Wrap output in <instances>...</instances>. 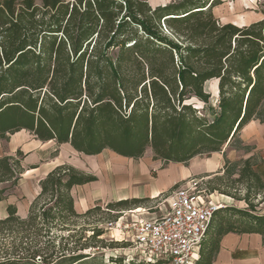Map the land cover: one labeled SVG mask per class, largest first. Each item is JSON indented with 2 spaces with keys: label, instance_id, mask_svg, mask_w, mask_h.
I'll return each instance as SVG.
<instances>
[{
  "label": "trees",
  "instance_id": "16d2710c",
  "mask_svg": "<svg viewBox=\"0 0 264 264\" xmlns=\"http://www.w3.org/2000/svg\"><path fill=\"white\" fill-rule=\"evenodd\" d=\"M220 4L171 0L152 9L146 0H0V139L26 131L87 157L108 151L139 160L150 150L153 160L182 165L220 153L251 121L264 123V19L223 24L212 12ZM210 81L218 94L209 120L191 101L209 104ZM22 161L19 151L0 158V203L23 174ZM95 181L64 164L39 183L26 218L9 206L0 219V264H54L61 245L56 251L53 231L68 232L95 213L110 217L103 225L114 223L147 201L77 214L72 188ZM206 192L245 208L216 211L194 264H213L227 234H256L264 244V181L252 160L225 162ZM101 234L93 230L83 244L80 237L71 252L88 250Z\"/></svg>",
  "mask_w": 264,
  "mask_h": 264
},
{
  "label": "rangeland",
  "instance_id": "374dc122",
  "mask_svg": "<svg viewBox=\"0 0 264 264\" xmlns=\"http://www.w3.org/2000/svg\"><path fill=\"white\" fill-rule=\"evenodd\" d=\"M212 12L215 18H217L223 24L231 23L238 27L248 26L252 23L264 19V0H221V4L214 8ZM205 92L210 95L208 105L204 106L203 104L195 100L191 101V103L194 104L196 109L202 112H206L207 118L210 120L209 111L215 109L217 99L216 96L218 94H215L214 81L208 82L205 85ZM23 135H25V138H27L29 141H32L30 135L26 133H24ZM6 141H8V138L6 139ZM237 148V143L233 142L229 146H225L222 149L219 155L220 157L222 156V158L217 156L198 157L199 162L207 166L206 171H211L212 169L214 171L215 168H210L211 166L209 165H211L212 159H218L217 168L215 169L216 171L211 173L193 174L192 169H194L195 167L193 165V162L182 165L164 163L160 160H153V156L150 150H147L145 152L142 159L134 161L118 157L108 151H105L96 157H87L70 151L68 152V150L65 149L64 151H67L68 154L65 155L66 157L62 163L70 165L88 175H92L99 180L106 181V183L110 184V188H112V194H128L136 190V188H133V186L129 185L128 183L123 184L121 182H118L121 178H124L125 168H129L130 166H141V164H145L149 170L148 182L152 188H155L157 183V186L160 187L158 181L162 174V171L168 170L171 172H176L177 169L184 168L186 172H189L190 176L188 178L178 179L173 184H168L167 181L165 182L167 184L161 193H158L157 195L152 194L155 195L152 196L153 198H147V201H145L141 205L142 208H138L147 209L143 212H139L140 215H143L144 218L148 214H153L156 216L159 213V209L164 210L165 208H167L166 200L171 195V193L188 181H197L199 183V189L206 192V183L210 181L216 174H222L225 162L234 164L240 161L237 160ZM223 150H225V152L223 155H221L223 153ZM16 152H18V150L5 148L2 154L7 156H15ZM55 154L56 153H51V158H53ZM51 162H54L53 159H51V161H48V159H46L44 163L41 162V165L37 171L27 174L25 173V168H27L29 164H26L23 161V174L20 176L17 186L9 192V195L4 200V203H2V206L6 205L8 201H21V195L26 190L27 194H33L38 180L42 178L44 172H46L52 166ZM108 164L110 166H108ZM103 165L105 166L104 168ZM121 167H123V170H121ZM141 187L144 190L146 188V185L142 184ZM85 189L86 188H80L76 190L77 196H80L81 192ZM210 197L212 201H217L224 207H233L237 209L245 208L243 203H237L231 199L224 200L221 195L217 193L211 194ZM105 206L106 204L100 205L101 209H105ZM4 212L5 209H0V213ZM109 218L110 217L105 212L95 213L87 219L79 220L76 226L70 227V230L68 232L53 231L52 233H54V236L56 237L54 241L56 251L61 245L58 253H56L54 256V259H56V263L54 264H70L76 255L86 257L84 260L79 261L76 264H116L112 261L118 260H121L122 264H127L130 260L137 259L134 257L132 245L128 240L124 241L122 237L119 236L117 231L104 230L103 224L107 222ZM124 219H128V217H125ZM82 228L83 230H85L84 232L82 231ZM93 230L101 231V236L90 242L91 247L88 250L73 254L71 251L72 249H74L76 241L80 237H83L84 239L80 242L81 244H83L85 240L92 237ZM60 239L63 240L60 241ZM60 255L63 256L60 258Z\"/></svg>",
  "mask_w": 264,
  "mask_h": 264
},
{
  "label": "crops",
  "instance_id": "0c3cea01",
  "mask_svg": "<svg viewBox=\"0 0 264 264\" xmlns=\"http://www.w3.org/2000/svg\"><path fill=\"white\" fill-rule=\"evenodd\" d=\"M63 1L68 2L71 0H63ZM146 1L152 9L156 7H163L171 2V0H146ZM24 133L30 135L32 141H29L27 138H25V135H23ZM7 138L8 141H6V139L4 140L0 139V158L9 157L7 155L2 154L5 148L7 149L9 148L11 150L13 149L18 150L23 154V161L26 164H29L28 167L25 168V173L27 174L37 171L41 165V162L44 163L46 159H48V161H51V159H53L54 161L53 163L51 162L52 166L46 172H44L42 178L38 180L33 194L31 195L27 194L26 193L27 190H26L21 195V201H17V200L8 201L7 204L3 206L2 203H4V201L0 203V209H5L4 213H0V219L6 218L7 216L6 209L9 206L15 207L17 211V216L24 219L28 214V210L30 208L31 203L39 194L40 191L39 183L56 167L64 165L62 162L66 157L65 155L68 154L67 151L64 150L66 149L68 150V152L70 151L73 153L76 152L68 144L57 146L53 141L47 143H42L40 141H37L31 134H29L26 131H21L12 136H7ZM236 143L238 145L237 160L240 161L248 160V159L252 160L255 169L261 175L264 181V123H261L259 121H251L241 130V132L237 137ZM224 152L225 150H223V153L221 155H223ZM51 153H56L53 158H51L50 156ZM219 155L220 153H214L211 154L210 156L220 157ZM220 158H222V156ZM217 160L218 159L216 158L212 159L211 165H209L211 166L210 168H215V169L217 168V164H218ZM190 162L191 163L193 162V165L195 166L194 169H192L193 174L211 173L216 171L215 169L214 171L213 169L211 171H206L207 166L200 163L198 157L192 159ZM121 170L123 169L121 168ZM189 176L190 173L186 172L184 168L177 169L176 172L165 170L162 171V174L158 181L160 187L157 186L158 185L157 183L156 187L152 188L148 182L149 170L147 166L145 164H141V166H130L129 168H125L124 178H121L118 182H121L123 184L128 183L129 185H132L133 188H136L135 191H132L128 194H124V193L112 194L111 193L112 188H110V184L106 183V181L104 180H99L95 177L96 178L95 182L89 183L84 186H77L72 188L71 196L73 199L74 210L77 214H83L88 209L94 208L95 206L108 204L111 202H117L126 199L153 198L152 196H155L158 193L162 192V190L165 188L167 183L173 184L178 179L188 178ZM142 184L146 185V188L144 190L141 187ZM15 187H13L12 189H14ZM80 188H86V189L81 192L80 196H77L76 190ZM11 190H9L6 193L5 199L8 197L9 192ZM221 197L224 200H229V198H226L224 196ZM137 210L138 212H143L144 210L147 209H137ZM152 217H154L153 214L150 215L148 214L144 218L150 219ZM213 264H264V244L261 236L256 234H250V235L227 234L223 236L220 241L219 250L216 254Z\"/></svg>",
  "mask_w": 264,
  "mask_h": 264
},
{
  "label": "built area",
  "instance_id": "2783aa9c",
  "mask_svg": "<svg viewBox=\"0 0 264 264\" xmlns=\"http://www.w3.org/2000/svg\"><path fill=\"white\" fill-rule=\"evenodd\" d=\"M210 196L191 180L171 193L167 208L159 209L158 215L145 219L137 209L124 212L116 222L104 225V230L117 231L128 240L139 261L194 264L211 219L221 206Z\"/></svg>",
  "mask_w": 264,
  "mask_h": 264
},
{
  "label": "bare ground",
  "instance_id": "6f19581e",
  "mask_svg": "<svg viewBox=\"0 0 264 264\" xmlns=\"http://www.w3.org/2000/svg\"><path fill=\"white\" fill-rule=\"evenodd\" d=\"M216 84H215V94H217L218 93V90H217V87H216V85H217V82H215ZM108 166H110L109 164H108ZM118 166V165H117ZM124 166V165H123ZM105 166L103 165V168H104ZM114 168H115V166H114ZM121 168H123V167H121ZM112 170V169H111ZM115 170V169H114ZM118 170V169H117ZM218 204H220V203H218ZM221 206H220V208L223 206L222 204H220Z\"/></svg>",
  "mask_w": 264,
  "mask_h": 264
}]
</instances>
